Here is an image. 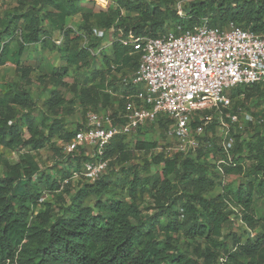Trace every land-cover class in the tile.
<instances>
[{
    "label": "trees",
    "instance_id": "1",
    "mask_svg": "<svg viewBox=\"0 0 264 264\" xmlns=\"http://www.w3.org/2000/svg\"><path fill=\"white\" fill-rule=\"evenodd\" d=\"M174 1L113 0L117 7L107 10H96L85 0H16L14 5L7 6L0 20V65L12 62L21 81L13 90L0 94V144L9 149L29 146L37 150L53 144V137L69 141L80 127L66 130L63 121L54 118L40 128L30 112L35 103L31 91L23 83L30 81L33 70L23 62L25 49L36 45L37 54L43 55L56 31L63 36L64 42L58 48L65 65L52 66L45 73L55 86L69 85L73 79L69 67L86 70L93 67L95 55L90 43L81 45L84 35L89 34L68 28L67 19L71 16L82 14L84 24L80 30L89 32L93 17L104 28L115 25L125 34L132 31L151 37L161 35L176 24L191 27L208 17L211 26L222 27L234 21L245 29L264 33V0H192L185 4L184 16L178 14ZM19 5L25 9L11 12ZM121 8L126 10L125 15ZM44 22L49 25L43 28ZM17 33L21 37L17 40V49L12 50L10 42ZM54 44L57 45L55 41ZM103 60V70H92L93 77L100 78L98 83L91 82L81 88L71 84L74 94L70 103L79 101L97 107L98 102L112 96L100 93L101 83L112 74L124 75L127 70L134 73L139 64L132 48L117 39L112 43L111 52L103 54ZM121 87L124 94L132 90L131 85ZM262 88L261 84L240 85L228 94L235 107L243 106V102H238L241 95L250 97L254 91L263 95ZM124 94L119 98L123 106ZM67 100L61 92L52 90L45 100L47 112L57 114ZM20 108L26 112L19 116ZM112 114L116 118L117 113ZM261 115L264 117V112ZM198 123L199 119L193 125ZM170 124L168 118L158 120L159 127L165 130ZM255 135L247 134L230 148L233 156L234 153L239 156L234 159L236 166L225 165L226 177L241 172L239 162L245 150L253 155V163L245 174L247 182L237 188L231 182L219 181L216 163L209 159L211 153L216 159L225 156L223 148L216 144L218 137H208L211 146L199 147L195 156L177 153L166 157L158 152L136 168L124 165L129 159L126 136H116L104 154L109 164L113 158L124 156L115 177L107 172L96 182H85L79 187L64 184V179L89 158L83 153L66 156L61 143L59 181L49 171L41 170L32 156L26 155L12 163L0 152V168H3L0 264H219L221 257H226L227 264H264V233L251 236L248 230L255 231L257 219L253 205L258 192L264 190V137ZM234 136L237 138L240 134ZM156 146V142L137 140L135 150L149 152ZM61 183L72 185L76 191L62 213L54 216L52 203L42 200L43 189H60ZM219 185L223 186L220 193L214 197L207 195ZM120 193L125 197H119ZM146 193L151 205L143 208ZM88 198L92 199L91 204H85ZM231 205L241 208L239 217L247 227L245 234H238V238L224 233L227 225L237 221L231 217L234 213ZM151 208L155 212L147 214L146 209ZM177 234H183L189 251L177 248L174 238Z\"/></svg>",
    "mask_w": 264,
    "mask_h": 264
},
{
    "label": "built area",
    "instance_id": "2",
    "mask_svg": "<svg viewBox=\"0 0 264 264\" xmlns=\"http://www.w3.org/2000/svg\"><path fill=\"white\" fill-rule=\"evenodd\" d=\"M96 1L102 8L113 2ZM186 3L187 0L174 1L180 16L185 14ZM118 31L117 40L130 46L139 57L134 73L119 75L120 85H131L132 90L124 94V111L116 118L110 112L89 110L74 136L61 142L66 156L83 153L89 158L82 161L79 169L71 170L64 184L79 187L85 182H96L108 172L109 159H105L104 154L110 142L116 136H128L143 127L158 126L160 117L171 120L168 137L175 139L176 144L165 149L156 147L157 151L166 157L177 153L196 155L199 147L212 144L207 138L214 135L207 134L205 129L212 117H203L207 113L217 114L224 129L219 138L225 156L216 159L211 153L209 159L216 163L219 181L226 183L225 165L237 164L231 155L228 135L233 125L245 128L241 117L245 111L242 106L235 107L228 92L240 85L264 87V33H255L234 21L222 27L211 26L208 17L191 27L176 24L157 37L136 35L132 31L125 34L121 28ZM62 40V36L54 39L57 44ZM88 40L89 36L84 35L85 44ZM197 119L200 123L193 125ZM260 122H264V118ZM248 230L253 236L254 231ZM219 264H227L226 257H221Z\"/></svg>",
    "mask_w": 264,
    "mask_h": 264
},
{
    "label": "rangeland",
    "instance_id": "3",
    "mask_svg": "<svg viewBox=\"0 0 264 264\" xmlns=\"http://www.w3.org/2000/svg\"><path fill=\"white\" fill-rule=\"evenodd\" d=\"M91 2V4L94 6L96 10H107V9H114L117 7V4L111 2L108 7L102 8L96 0H85V2ZM188 2L192 0H187ZM16 0H0V20L3 19L4 13L6 12V7L14 5ZM14 8L11 12H19L22 9H25L24 6L22 7ZM89 6H87V9ZM86 9V10H87ZM122 14H126V10L124 8H121ZM134 15V14H133ZM91 31L86 30H80L81 26L84 24V19L82 14H77L74 16H71L67 19V27L72 28L74 31H79L81 34L87 33L88 36L91 38L90 41H88L87 44L84 43V40H82L81 45L84 47L85 45L88 46L90 43L91 50L93 52H96L99 49H102V52L98 54H94V63L93 67L89 70H86L84 68L77 69L76 67H69V74L72 75V80L70 81L69 85L67 86H55L52 79L49 76H46L45 73L50 70V67H61L65 65V62L63 60V57L59 51V46L64 42L60 44L55 45L54 39H57L58 37H61L62 35L59 34L57 31L53 33V41L49 43L48 49H46L43 53V55H38L35 53V50L37 49H25L22 59L25 65H29L33 68L30 76V81L23 82L25 84V88L30 89L34 104L31 107V114L33 118L35 119V123L40 127L43 128L54 118H59L63 121V126L66 130H73L80 126V123L83 121V119L86 116V113L89 110L96 109L98 112L102 113H108L111 114L113 112H116L117 114L115 116H118L124 111V106L119 103V98L122 97L124 93L123 88L120 85V74H112L110 75L104 83H101L102 88H100V93H109L110 91L113 92L112 96L109 100H106L105 98L98 102L97 107L94 106V104H82L79 101H76L75 103H70V99L73 97L72 86L75 84L77 88L86 87L91 82H99L100 78L93 77L92 70H103L104 67V60H103V54L108 53L111 51L112 43L114 40L118 39L120 37L118 27L115 25L110 28H104L102 26H99L97 24L96 18H91ZM49 24L47 22L43 23V28L47 27ZM86 35V34H85ZM14 39L10 42L12 50L17 49V40L21 37L20 33H17L15 35ZM63 37V36H62ZM91 43H94L95 46H91ZM93 54V53H92ZM40 61L42 64H40ZM124 73V72H123ZM132 70L125 71L124 75L129 76L132 74ZM96 76V75H95ZM93 78V79H91ZM20 76L16 72V67L12 62H7L4 65H0V94H4L8 91L13 90L16 85L20 82ZM73 84V85H71ZM120 86H119V85ZM263 89V88H262ZM52 90H58L61 92L64 96H66L69 100H67V103L62 105L57 112V114L52 115L47 112L45 100L50 96V93ZM264 90V89H263ZM254 91L250 97L238 99V102H243V109L245 111V114L241 115L242 122L245 125L244 130L236 128V126H232V131L228 135L227 142L231 145L230 148L234 147L237 141H241L242 138L246 137L249 133H254L256 135H260L259 137H264V122H260L261 118H264L261 113L264 112V94L255 93ZM111 94V93H109ZM123 106V107H122ZM26 112V110L21 109L19 110V116ZM113 115V114H112ZM114 116V115H113ZM211 116V122L206 126V132L207 134H213L214 138L217 136L218 139L216 140V144L221 146V141L219 138V135L222 134L223 128L219 124L218 115L213 113H207L204 114L203 117ZM201 121V120H200ZM217 121V123H216ZM25 132V138H28L29 134L27 133V129L24 128ZM168 130H165V128H160L159 125H151L147 127H143L139 129L137 132L132 133L125 137V142L127 145V155L128 160H125L124 165H127V167H136L139 168L143 162H146L149 160L154 154L158 153L156 147H162L163 149L174 146L176 144V140L173 138L168 137ZM244 133V134H243ZM235 134H240L239 137H235ZM242 134V135H241ZM255 135V136H256ZM60 137H53V144L49 143L45 147L34 150L31 149L29 146H25L23 148H17V149H9L5 145L0 144V152L4 153L8 160L12 163H15L19 161L21 158H23L26 155L32 156L35 158V160L39 163L41 170L49 171L50 174L54 176V178H58L59 181L60 178V172L58 169V161L60 157V152L58 150L59 144L62 142V140L59 139ZM137 140H146L151 142H156L157 146L150 150L149 152L144 151H137L135 150V143ZM244 141V140H243ZM174 155V154H173ZM232 157L235 159L239 156V154L231 153ZM188 156H195V154L190 153ZM123 155L121 158H113L112 163L109 164V170L108 174L115 177V172L117 169H119L121 165V161H123ZM253 155L248 152V150L244 151V154L241 155V160L239 162V165L241 167L240 173H232L231 175H227L225 178L226 184L231 182L234 184V187L237 188L240 184H246L247 182V175H245L250 165L253 163L252 159ZM124 162V161H123ZM3 168H0V174L2 172ZM58 171L59 173H56ZM112 178V177H111ZM223 186H215L214 190L209 192L207 195L214 197L218 193L222 191ZM75 189H73V186L70 185H63L61 183L60 189L56 190H49L44 188L43 189V195L42 200L49 201L52 203L53 206V214L54 216H57L58 214L62 213L63 208L68 206V204L71 201V198L73 194L75 193ZM174 193H177V190H174ZM259 194L255 197L254 205H253V214L256 217V226L255 231L253 232L254 235L258 233H264V190H261L258 192ZM119 197H125L123 194H118ZM92 199L88 198L85 200V204H91ZM151 205V200L148 194H144V203L143 208L145 206ZM179 206L177 205V208ZM232 209L234 210V213L231 215L232 218L237 219L236 222H233V224L227 225L224 229L225 234H233V236L238 238V234H245L246 226L244 222L238 221L240 219V207H234V205H231ZM147 214H152L155 212V209L151 208L149 210L146 209L145 211ZM161 235V234H160ZM175 238V245L178 249L182 251H189V248L186 244L185 238L183 237V234H177L174 235Z\"/></svg>",
    "mask_w": 264,
    "mask_h": 264
},
{
    "label": "crops",
    "instance_id": "4",
    "mask_svg": "<svg viewBox=\"0 0 264 264\" xmlns=\"http://www.w3.org/2000/svg\"><path fill=\"white\" fill-rule=\"evenodd\" d=\"M36 45H31L30 47H29V50H31V49H36ZM112 49V48H111ZM36 52L35 53H37V50H35ZM111 51H109L108 53H110ZM16 67V66H15Z\"/></svg>",
    "mask_w": 264,
    "mask_h": 264
}]
</instances>
